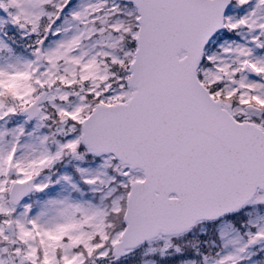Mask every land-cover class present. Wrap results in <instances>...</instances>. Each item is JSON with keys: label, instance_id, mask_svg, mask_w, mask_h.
Listing matches in <instances>:
<instances>
[{"label": "snow or ice", "instance_id": "1", "mask_svg": "<svg viewBox=\"0 0 264 264\" xmlns=\"http://www.w3.org/2000/svg\"><path fill=\"white\" fill-rule=\"evenodd\" d=\"M0 264H264V0H0Z\"/></svg>", "mask_w": 264, "mask_h": 264}]
</instances>
